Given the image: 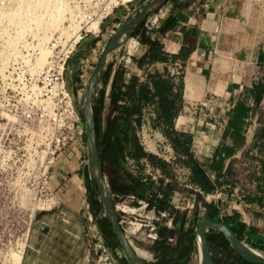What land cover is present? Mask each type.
Masks as SVG:
<instances>
[{"label": "crops", "instance_id": "obj_1", "mask_svg": "<svg viewBox=\"0 0 264 264\" xmlns=\"http://www.w3.org/2000/svg\"><path fill=\"white\" fill-rule=\"evenodd\" d=\"M139 4L140 0H135L116 8L102 21L99 35H87L78 43L74 52L81 51V55L75 60L72 56L70 57L65 74L70 92L80 93L86 81L84 78L87 79L92 72L86 75L90 64L87 60L93 48L100 43L99 38L119 28ZM163 8L161 21L154 29L147 30L146 24L155 13L136 30L145 31L146 40H141L139 34H133L125 41V48L127 44H131L136 49V54L131 61L120 63V58L125 51L123 53L120 50L116 51L113 55V65L108 71L110 74L104 82L106 84L103 85L100 82L97 85L105 89L106 95L103 124H106L111 102L123 104L125 100L127 101L121 96L115 97L114 91L120 88L123 82L128 83L131 77H137L140 82H146L158 73L169 80L170 94L174 92V96L169 95L168 98L170 101L174 99L175 108L178 107L179 112L184 108L191 109L205 101L207 103L203 105L207 107L216 105L217 108L224 110L222 123L218 120L206 122L211 125L212 132L209 134V140L213 144L208 165L222 141L235 103L245 88H251L257 82L256 78L264 67V62H260V58L264 56V0H168ZM120 67L124 69V79L114 82L115 72ZM76 70L81 74L75 73ZM182 82L184 88L181 87ZM110 93L113 95L112 100H110ZM157 105L155 98L148 103L143 119L149 114L152 115L149 118L154 119ZM253 115L247 132L251 130V126L253 131L250 136L247 132L245 134L246 141L252 143L256 137L257 128L262 125L261 120L258 117L254 119ZM176 123L183 128H178L176 124L178 129L185 131L188 137L194 136L195 139L196 123L193 122V117L187 122L186 116L181 114ZM71 148L75 150L73 146ZM83 161L81 166L73 163V166H67L64 170H58L55 173L56 202L53 206L35 211L22 252V264H99L94 258L90 262L87 261V256L91 253L90 243L81 208L83 204H88L83 198L88 162L87 159ZM169 165L167 163L165 168H160L167 174ZM187 168L192 170L189 166ZM113 170L117 174H123L114 166ZM165 173L160 187L165 195L163 201H165L166 209L172 210L173 226L167 227L174 229L173 235L168 242L163 237L160 239V231L156 223L158 220L150 215L151 221L148 228L150 227L151 234L158 233L159 240H149L148 244L143 243L139 233L135 236L134 243H137L140 248L134 247L143 264H159L162 261L165 243H169L172 248H177L172 253L174 264H182L187 260H190L189 264H199L196 230L201 220L211 219L209 209L200 207L197 199L192 196L185 201L184 207H181L180 192L177 190L180 182L176 180L174 186L172 182H168L170 178ZM153 183L156 186V182ZM190 187L198 190V185L192 180H190ZM147 199L148 197L145 196V201ZM142 200L138 197L133 207L136 204L139 205ZM147 202L149 206L146 209L142 208L143 214L145 215L148 209L156 215L157 211L154 209L153 202L151 200ZM236 213L242 216L240 211L237 210ZM189 239H191V249H188ZM241 239L249 243L246 236ZM210 245L214 247L215 243ZM258 247L262 248L261 252L264 253V245L260 244Z\"/></svg>", "mask_w": 264, "mask_h": 264}, {"label": "rangeland", "instance_id": "obj_2", "mask_svg": "<svg viewBox=\"0 0 264 264\" xmlns=\"http://www.w3.org/2000/svg\"><path fill=\"white\" fill-rule=\"evenodd\" d=\"M143 1L140 0V3ZM74 2L75 0H0V264H14L13 255L23 252L34 211L55 204V197L49 201L46 200V197H49L47 193L53 191L55 194L57 189L54 188L55 173L58 170H64L67 166H73V163L81 166L83 160L87 159L86 134L81 116L83 132L76 134L63 148H57L52 142L46 125L35 114L33 104L28 100L31 85H36L38 82L36 73H40L47 63L37 72L35 66L41 58V44L39 43L46 34L43 29L55 25L54 30L50 33V39L52 35L68 24H76L72 21ZM69 29L73 30V27ZM117 29L112 31L115 33ZM111 37L104 35L99 38L100 43L92 51V53L96 52L94 59L91 58V55L88 57L87 62L90 64L86 75L93 70ZM47 41L42 45L44 46ZM119 50L123 53L125 45ZM34 52H37L35 57L33 56ZM79 55H81V51L74 52L73 60L77 59ZM33 58L36 59L33 61ZM28 60H31L32 64L34 63L33 68L29 65ZM77 72L78 75L81 74L76 70L75 73ZM259 79L264 80V67L256 81ZM78 95L79 93L74 94L77 109ZM181 114L186 116L187 122L193 117V122L196 123L194 133L196 136L195 139L193 136L191 141L173 140L184 146L189 144L190 150L196 153L202 163L207 165L213 144L209 140V134L212 132L211 125L206 122L218 120L219 123H222L225 115L224 110L217 108L216 105L207 107L201 104L195 105L191 109L184 108L176 116H173V119L175 130L186 134L185 131L176 127L175 120ZM150 116L152 115L149 114L143 119L141 128L136 127L138 142L143 150L154 153L170 165L167 167L166 174L162 168L155 167L144 159L145 168L142 172L141 182L147 186L142 185L133 193L140 200H145V196L148 197L147 201L153 202L154 209L157 211L156 215H158V206L165 198L160 187L165 173L170 178L168 182H172L174 186L176 180L180 182L177 190L180 192L181 207H184L185 201H188V198L192 196L197 199L200 207L204 208L205 203L213 205L208 211L211 218L218 215L226 218L234 215L238 210L242 213L240 222L245 225L247 231L264 236V203L250 204L244 196L247 190L257 192V176L261 174L259 155L253 148L252 142L247 140L233 157L237 172L234 176V180L237 181V189L232 196L229 197V192L225 189L205 194L199 186L198 190L190 187V180L194 181L192 179L193 171H190L188 166L181 165L178 158L182 153L175 149L172 138L165 134L162 125L154 126ZM256 117L261 120V124L264 122V97L253 115L254 119ZM252 131L253 126L247 135L250 136ZM129 144L130 141L127 140V145ZM72 146L75 150L71 148ZM170 155H173V158L168 160ZM112 165L123 175L139 174L136 160L122 154L112 155ZM44 177L48 182L44 183ZM105 177L108 182L107 174ZM152 182H156V186L152 189L146 188ZM193 187L196 186L193 185ZM83 192V198L87 203L86 188ZM122 199L119 198L115 203L128 212H122L116 207L119 220L133 221L136 224L132 226L133 231H136L141 224L144 225L136 235L142 234H139L141 241L148 244L149 234H151V229L148 228L151 221L150 215L155 219V212H150L147 209L144 215L141 208L137 213H132L134 208L141 206V203L133 207L137 200ZM81 211L84 220L88 215V212L86 215L84 214L85 211H89L92 215L88 204H83ZM124 226L130 227L129 224ZM104 242L106 243L105 237ZM134 246L140 248L137 243ZM107 253L111 252L108 250ZM117 254L122 257L121 252L118 251Z\"/></svg>", "mask_w": 264, "mask_h": 264}, {"label": "trees", "instance_id": "obj_3", "mask_svg": "<svg viewBox=\"0 0 264 264\" xmlns=\"http://www.w3.org/2000/svg\"><path fill=\"white\" fill-rule=\"evenodd\" d=\"M133 34H139L141 40H146L145 31L139 30L135 31ZM183 52L185 53V51ZM186 57L187 56L184 54V58ZM260 62H264V56L260 58ZM109 74L110 72H108L103 81H101L103 85L106 84L104 82L106 81ZM123 79L124 69L120 67L115 72L114 82L116 80L123 81ZM181 87L184 88L183 82ZM170 91L171 87L169 85V80L164 79L158 73L150 77L146 82H140L139 78L131 77L128 83L123 82L120 85V88L114 91L116 98L121 96L123 99H127V101L125 100L123 104L110 103L109 113L106 119V124L104 125L103 110L106 97L105 89L103 87H95L92 98V111L96 128V141L103 173L104 175L107 174L108 178L107 190L114 202L125 195L127 196L123 199L129 198L131 196H135L138 199V196L135 193L130 192L138 190L140 187H142V185H146L144 182H141L143 179L142 172L145 168V163L143 161L144 159H146L155 167L165 168L167 165V162L163 158L155 155L154 153H149L143 150L136 135V127L141 128L143 124L145 107L148 103L152 102L154 98L157 99L158 102L157 108L155 109L156 117L152 119L154 126L162 125L165 134L171 137L172 140L191 141V137L188 138L186 134L176 131L174 128L175 126L173 116H176L180 109L178 107L175 108L174 99L170 101L168 98L169 95L174 96V92H171L170 94ZM263 97V79H259L251 88L244 89L231 111V115L229 116L225 131L223 133L222 141L218 145L212 160L207 166L199 160L194 152L190 150L189 144L184 146L183 144H177L173 140L175 149H177L179 153H182V155L179 156L178 161L192 169L193 182H195L205 194H210L215 190L225 189L228 190L229 197H231L233 192L237 189V181L234 180V176L237 174V172L235 171V158H233V156L245 144V134L248 130L250 118L255 113ZM112 99L113 95L111 94L110 100ZM78 111L83 121L84 119L82 113L79 109ZM176 124L178 128L183 129L178 125V123ZM127 140L130 141L129 145H127ZM252 146L259 155L261 174L260 176H257V192L255 193L247 190L246 195L244 196L245 200L250 204H263L264 122L257 128L256 137L252 143ZM118 153L136 160L137 169L139 172L138 175L117 174L113 170L112 155ZM227 161H229L228 164ZM85 186L89 210L91 211L95 222L98 224L102 234L106 239L105 244L107 249H109V251L114 256L116 264H128L123 255L121 257L117 254V251L121 252V248H119L114 231L111 227V223L104 213L100 199V193L96 183L92 178L89 177L88 173L86 174ZM154 186L155 185L152 182L150 183L149 187L146 188L152 189ZM164 202L165 201L159 204L158 214L160 211L162 212V210L167 208ZM212 206V204L205 203V207L207 209H211ZM211 219L225 222L240 236V238H244L246 236L252 246L257 248L259 251L263 250L262 248L258 247V245H264V236L255 232L247 231L245 225L240 222L239 213H235L234 215L228 216L226 218L215 216ZM156 223L160 231V239L163 237L165 240H167L166 242H168L169 238L173 235L174 229H169L165 225L164 219L156 221ZM213 235H215V237ZM208 239L210 243H215L214 247H211L214 264H251L242 259L233 250L229 242L221 233L210 230L208 233ZM167 244L165 243L164 245L165 247L163 250L162 261H160L159 264H174L172 253L177 248H172L169 243ZM190 244L191 239L188 240V249H191ZM189 263L190 260H187L182 264Z\"/></svg>", "mask_w": 264, "mask_h": 264}, {"label": "built area", "instance_id": "obj_4", "mask_svg": "<svg viewBox=\"0 0 264 264\" xmlns=\"http://www.w3.org/2000/svg\"><path fill=\"white\" fill-rule=\"evenodd\" d=\"M133 1L135 0H75L74 9L72 11V21L79 26L76 35H74L73 30L69 29L68 24L52 35L45 44V48L49 52L46 60L47 63L40 73L35 72L38 77V82L36 85H31V93L30 96H28L30 97L28 100L33 104V111L35 114L38 115L40 120L46 125L47 131L50 132L49 134L51 135L52 142L57 148H63L76 134H81L83 132L74 94L69 91L65 79L67 64L70 57L74 53L78 43L85 36L99 35L102 21L116 8L127 5ZM163 12L164 8L162 7L154 14V17L146 24L147 30L151 31L159 24ZM113 33L114 31H111V34ZM111 34H109V37H111ZM136 38L138 39V36H136ZM36 53L37 52L33 53L34 57ZM134 54H136L135 46L127 44L125 54L120 58V63L124 64L130 62ZM95 55L96 52H93L91 58L94 59ZM35 59L36 58H33V61ZM28 62L31 67L34 66L31 60H28ZM206 103L207 101L202 102L201 105ZM172 158L173 155H170L168 160ZM46 182H48V180L44 177V183ZM47 196L49 197H46V200L49 201L54 197V192L50 191V193H47ZM148 206L149 202L145 200L141 201V208L146 209ZM138 209L137 207L134 208L132 213H137ZM86 212H88V215L85 216V222L87 225L91 252L87 256V261L90 262L94 258L99 264H116L112 253H107L109 249L106 247L104 236L98 224L93 220V216L90 212L85 211V215ZM155 219L158 221L164 219L166 220V226L170 228L173 226L172 210L166 209V211H160ZM120 223L124 228L127 238L134 246V238L136 234L140 232L143 225L141 224L136 231H133L132 226L136 225L133 221L126 222L125 220L124 222V220H120ZM127 224L130 225L129 228L124 226ZM158 239V233L149 234V240L156 241ZM17 264H22V260Z\"/></svg>", "mask_w": 264, "mask_h": 264}, {"label": "water", "instance_id": "obj_5", "mask_svg": "<svg viewBox=\"0 0 264 264\" xmlns=\"http://www.w3.org/2000/svg\"><path fill=\"white\" fill-rule=\"evenodd\" d=\"M168 0H144L134 8L123 24L112 35L102 51L101 57L93 67L78 95L77 105L82 113L85 134L89 177L94 180L100 193L104 213L114 231L121 253L128 264H143L135 247L127 238L123 226L117 215L115 202L107 190L106 177L103 173L101 159L96 141V128L92 111V98L95 87L104 79L111 69L114 53L118 51L127 39L147 18L159 11ZM210 230L221 233L229 242L233 250L246 262L264 264V253L251 244L245 242L225 222L212 219L201 220L196 230V242L199 251V264H214L212 248L208 239Z\"/></svg>", "mask_w": 264, "mask_h": 264}, {"label": "bare ground", "instance_id": "obj_6", "mask_svg": "<svg viewBox=\"0 0 264 264\" xmlns=\"http://www.w3.org/2000/svg\"><path fill=\"white\" fill-rule=\"evenodd\" d=\"M54 26L55 25H51L50 28H47V29L44 28L43 29V32L46 33V34H45V36H43V38H42L43 40H41V42L39 43V44H41V46H40L41 47V50H40L41 51V56H40L41 58H39V60L37 59L38 60L37 61L38 64L35 66V68L37 69V72H39L40 69L42 68V66L46 63L45 59L48 57V54H49L48 50L45 48V45L43 46L42 43H44L45 41H47L49 39V37L51 35L50 34L51 31L54 30ZM70 27H73L74 35H76V33L78 32L79 26L77 24H71V25H69V28ZM130 198L138 201V199L135 196H131ZM115 206L117 208H119L122 212H125V213L128 212L125 208H122L119 205H115ZM117 208H116V211H117ZM117 215H118V212H117ZM13 260H14V264L20 263L21 260H22V252H19V254H14L13 255Z\"/></svg>", "mask_w": 264, "mask_h": 264}]
</instances>
